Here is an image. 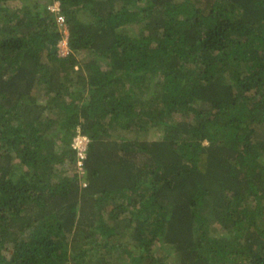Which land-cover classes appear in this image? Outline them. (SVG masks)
I'll return each instance as SVG.
<instances>
[{
  "label": "trees",
  "instance_id": "1",
  "mask_svg": "<svg viewBox=\"0 0 264 264\" xmlns=\"http://www.w3.org/2000/svg\"><path fill=\"white\" fill-rule=\"evenodd\" d=\"M9 1L0 264H264V0Z\"/></svg>",
  "mask_w": 264,
  "mask_h": 264
},
{
  "label": "built area",
  "instance_id": "2",
  "mask_svg": "<svg viewBox=\"0 0 264 264\" xmlns=\"http://www.w3.org/2000/svg\"><path fill=\"white\" fill-rule=\"evenodd\" d=\"M48 9L51 12L56 13L57 22L59 24H63L64 17L60 13L59 2L54 1L53 3L49 4ZM66 53H67V49H66ZM88 141H89L88 137L78 131L76 133V135L73 137L72 142H71V146L75 149L77 156H78L77 166H78V170L80 172H82V165L81 164H82V159L85 156V150L87 148Z\"/></svg>",
  "mask_w": 264,
  "mask_h": 264
},
{
  "label": "rangeland",
  "instance_id": "3",
  "mask_svg": "<svg viewBox=\"0 0 264 264\" xmlns=\"http://www.w3.org/2000/svg\"><path fill=\"white\" fill-rule=\"evenodd\" d=\"M8 3H10L12 7H15L19 4L18 0H12V1H9ZM81 13H84V12L80 11L79 14L81 15ZM59 29L63 32L64 37L58 42V53L60 55H64L66 53V49H67L66 48V37L68 34L66 24L63 23V24L59 25ZM154 137H155V135H153V133L147 134L148 139H151Z\"/></svg>",
  "mask_w": 264,
  "mask_h": 264
},
{
  "label": "clouds",
  "instance_id": "4",
  "mask_svg": "<svg viewBox=\"0 0 264 264\" xmlns=\"http://www.w3.org/2000/svg\"><path fill=\"white\" fill-rule=\"evenodd\" d=\"M56 1H58V0H56ZM59 2V1H58ZM53 3V2H52ZM59 6H60V4H59ZM54 13V12H53ZM55 15H56V13H55ZM56 21H57V19H56ZM58 23V22H57ZM63 23H65V21L63 22ZM59 24V23H58ZM59 25H61V24H59ZM66 48H67V46H66Z\"/></svg>",
  "mask_w": 264,
  "mask_h": 264
}]
</instances>
